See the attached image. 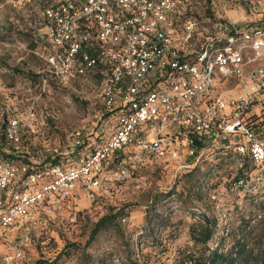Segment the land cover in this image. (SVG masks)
<instances>
[{
    "label": "built area",
    "instance_id": "obj_1",
    "mask_svg": "<svg viewBox=\"0 0 264 264\" xmlns=\"http://www.w3.org/2000/svg\"><path fill=\"white\" fill-rule=\"evenodd\" d=\"M196 3L47 0L51 51L43 87L48 80L92 79L110 136L75 166L10 161L0 144V264H30L31 230L46 203L59 206L78 189L93 197L110 182L129 179L146 158L177 174L201 168L215 147L248 157L259 170L251 181L264 177V0L249 2L259 21L227 22L222 34L199 31L192 17L183 20ZM229 84L226 95L221 86ZM104 130L96 128L97 136ZM19 132L17 120L0 123L14 149ZM13 228L22 232L10 239ZM8 242L10 253L3 249Z\"/></svg>",
    "mask_w": 264,
    "mask_h": 264
},
{
    "label": "rangeland",
    "instance_id": "obj_2",
    "mask_svg": "<svg viewBox=\"0 0 264 264\" xmlns=\"http://www.w3.org/2000/svg\"><path fill=\"white\" fill-rule=\"evenodd\" d=\"M250 1L196 0L193 13L183 20L192 17L199 31L222 34L227 22L243 27L249 19L260 20L249 11ZM46 3L0 0V123L17 120L19 150L30 159L35 161L37 150L57 149L66 165L75 166L79 161H70L69 155L78 149L77 134L83 143L95 145V129L107 128L100 134L105 141L111 128L90 87L92 79L48 80L43 87L41 75L51 51L43 17ZM221 90L227 95L232 85ZM87 152L84 148L79 157ZM206 156L191 178L184 170L174 174L159 159L146 158L129 179L110 182L93 197L78 189L59 206L49 201L31 230L30 264H182L187 252L200 249L189 229L205 217L216 222L210 247L227 251L239 243L258 255L264 240V177L249 179L242 189L234 180L240 170L246 172L241 156H226L215 147ZM258 172L254 167L250 178ZM117 212L122 214L91 238L98 221ZM21 232L13 228L10 239ZM9 242L3 247L6 253L11 252Z\"/></svg>",
    "mask_w": 264,
    "mask_h": 264
},
{
    "label": "trees",
    "instance_id": "obj_3",
    "mask_svg": "<svg viewBox=\"0 0 264 264\" xmlns=\"http://www.w3.org/2000/svg\"><path fill=\"white\" fill-rule=\"evenodd\" d=\"M105 114H102V117ZM104 118V117H103ZM96 130V129H95ZM96 145L102 142L101 138L97 136L95 138ZM84 141V140H83ZM0 144L3 148V157L10 160H23L28 162L29 155L28 153H23L19 149H14L12 145L7 141L4 134L0 135ZM95 145H90L89 142L85 141L78 146V149L71 152L69 157L70 161L77 160L80 161L81 152L84 148H88V152H91L94 149ZM7 150V151H6ZM84 154V153H83ZM45 156V158H44ZM35 161L34 164L38 165L40 168H46L53 165H65L66 159L60 153L54 154L53 151L51 153H46L45 151H35L34 152ZM72 158V159H71ZM244 164L238 173V176L234 179L235 183L240 186V188L244 189V187H248V180L250 179V171L255 167L253 162L246 156L242 157ZM68 159V158H67ZM199 170L198 168L192 169L186 172V176L191 178L197 173ZM242 182V184H239ZM168 197V196H166ZM157 200V196L154 197L151 204H154ZM199 200V197H198ZM149 208H152L149 207ZM148 208V209H149ZM150 210V209H149ZM148 210V212H149ZM147 212V213H148ZM122 212H117L114 215H107L103 217L98 223L96 224L91 238L97 232L99 227L103 225L105 222L115 219L117 216H120ZM189 234L191 240L200 246L198 252H187L184 257L182 264H264V240L262 241V246L260 248V253L255 256L253 255L252 251L247 248L244 244L235 243L233 244L232 248L224 251L220 246H216L212 248L208 245V243L213 239L216 234V222L214 220L203 218L202 221L197 222L196 224L192 225L189 229ZM253 258V259H252ZM252 262H251V260ZM36 264H44V262L37 261Z\"/></svg>",
    "mask_w": 264,
    "mask_h": 264
}]
</instances>
